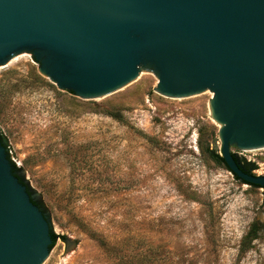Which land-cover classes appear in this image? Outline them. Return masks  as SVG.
<instances>
[{
  "label": "rangeland",
  "instance_id": "1",
  "mask_svg": "<svg viewBox=\"0 0 264 264\" xmlns=\"http://www.w3.org/2000/svg\"><path fill=\"white\" fill-rule=\"evenodd\" d=\"M213 96H166L141 64L128 84L83 98L29 51L1 64L0 134L61 236L42 264H264V227L241 251L264 226V190L211 158ZM232 152L264 175V148Z\"/></svg>",
  "mask_w": 264,
  "mask_h": 264
},
{
  "label": "water",
  "instance_id": "2",
  "mask_svg": "<svg viewBox=\"0 0 264 264\" xmlns=\"http://www.w3.org/2000/svg\"><path fill=\"white\" fill-rule=\"evenodd\" d=\"M23 51L56 88L83 98L128 84L141 64L166 96L214 95L228 170L264 186L232 152L264 148V0H0V65ZM52 242L0 140V264H42Z\"/></svg>",
  "mask_w": 264,
  "mask_h": 264
},
{
  "label": "trees",
  "instance_id": "3",
  "mask_svg": "<svg viewBox=\"0 0 264 264\" xmlns=\"http://www.w3.org/2000/svg\"><path fill=\"white\" fill-rule=\"evenodd\" d=\"M112 115L114 117L118 118V116H116L115 114H112ZM0 140H2V142L6 145V148H7V139L2 134H0ZM7 152H8V148H7ZM209 153L211 155V158L217 164H219V165H225L226 166L225 161L221 157L220 152H219L218 149H216V150H209ZM233 154H234V156H235L238 164L245 171L251 173V172H253L256 169V164L254 162L249 161L246 158L240 157V156H238L234 152H233ZM8 157H9V155H8ZM10 161L12 163L13 171H14L15 175L18 176V178L20 179V181L23 182L27 186V189H28L30 195L32 196V191H31L29 185L24 181L23 176H21L19 174L21 168L18 167L11 159H10ZM252 186L259 187V188H263V190H264V186L263 187H260V186H257V185H252ZM32 200L43 210V207H42L41 202L37 201L33 196H32ZM43 212L45 213L44 210H43ZM263 227L264 226H261L258 223H254L251 226V228L249 229L248 233L246 234V236L244 237V239L242 241L241 251H245L250 246V244L252 243V241L258 237V233H259L260 229L263 228ZM51 236H52V239H53V242H52V245H51V248H52L55 245V243L58 240V238H60L61 236L59 234H56L52 228H51Z\"/></svg>",
  "mask_w": 264,
  "mask_h": 264
},
{
  "label": "bare ground",
  "instance_id": "4",
  "mask_svg": "<svg viewBox=\"0 0 264 264\" xmlns=\"http://www.w3.org/2000/svg\"><path fill=\"white\" fill-rule=\"evenodd\" d=\"M220 127H222L223 125L220 123ZM259 149H261V148H259ZM246 150H256V149H246Z\"/></svg>",
  "mask_w": 264,
  "mask_h": 264
},
{
  "label": "flooded vegetation",
  "instance_id": "5",
  "mask_svg": "<svg viewBox=\"0 0 264 264\" xmlns=\"http://www.w3.org/2000/svg\"><path fill=\"white\" fill-rule=\"evenodd\" d=\"M32 196H33V194H32Z\"/></svg>",
  "mask_w": 264,
  "mask_h": 264
}]
</instances>
